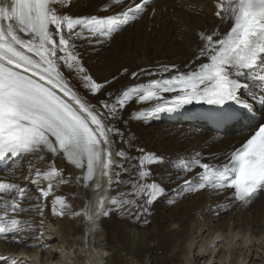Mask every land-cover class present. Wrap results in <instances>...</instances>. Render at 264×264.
<instances>
[{"label":"snow or ice","instance_id":"6c2138e0","mask_svg":"<svg viewBox=\"0 0 264 264\" xmlns=\"http://www.w3.org/2000/svg\"><path fill=\"white\" fill-rule=\"evenodd\" d=\"M73 3L0 0V241L46 249L48 210L83 217L87 237L113 216L148 225L155 205L174 206L173 196L222 197L227 203L209 209L217 215L264 196V121L226 152L175 157L130 130L188 105L209 106L217 123L264 107V0H101L86 15ZM205 7L213 23L193 27ZM145 18L171 23L189 58L97 74L89 51ZM37 229V243H27ZM0 264L25 261L0 254Z\"/></svg>","mask_w":264,"mask_h":264},{"label":"bare ground","instance_id":"6f19581e","mask_svg":"<svg viewBox=\"0 0 264 264\" xmlns=\"http://www.w3.org/2000/svg\"><path fill=\"white\" fill-rule=\"evenodd\" d=\"M100 3L101 0H74L72 11L90 14ZM204 23H213L206 7L202 15L193 18L192 26ZM189 55L185 44L176 39L171 23L145 18L117 34L110 45L96 52L89 51L88 58L97 74L107 75L121 66H130L134 70L138 65L158 61L180 63ZM190 118L198 120L191 122ZM246 126L249 129L248 123ZM130 130L140 144L168 157L185 154L183 149L189 153L202 150L205 154H219L245 137V130L239 123L216 135L207 128L197 109L164 114L148 124L132 122ZM163 175L165 184L175 187V175L172 174L171 179L167 171ZM205 196L206 193L187 198L173 196L179 204L174 210H169L173 206H168L167 200L157 203L148 225H132L115 216L102 219L100 229L87 237L85 224L80 222L83 217L61 219L48 210L42 237L48 245L46 249L6 245L0 241V254L22 258L25 264H264V205L256 211L255 218L263 216L258 221L241 217L244 212L238 205L214 217L211 215L217 213L209 209L217 203L227 202L222 197L207 199ZM88 199L94 204L95 194L89 192ZM84 203L81 192L74 200L75 210H80ZM225 212L226 216H221ZM203 213L217 225L206 228V223H196V217ZM224 218L227 219L223 221ZM133 230L137 233L135 240L131 238ZM38 231L30 234L27 243H37L32 236Z\"/></svg>","mask_w":264,"mask_h":264},{"label":"rangeland","instance_id":"374dc122","mask_svg":"<svg viewBox=\"0 0 264 264\" xmlns=\"http://www.w3.org/2000/svg\"><path fill=\"white\" fill-rule=\"evenodd\" d=\"M262 202H263V196L262 197H260L259 199H257L250 207H248L247 209H243V212H244V214H243V216H241V217H246V218H249V219H255V220H261L262 219V217L261 216H258L257 218H255L256 217V211L257 210H259L260 209V207L262 206V205H264V204H262ZM171 204H169L168 206H170ZM179 204L178 203H176L171 209H169V210H174L177 206H178ZM168 210V211H169ZM254 211V214L252 213ZM228 212V211H227ZM227 212H225V213H223L221 216H226V214H227ZM206 214H200L199 216H201L200 217V219H199V221H198V217H196V223H200V221L202 222V223H206V226H204V227H212V226H214V225H217V223H215V220H212V219H209V216H205ZM203 216H204V218H203ZM211 216H214V217H216V216H218V215H211ZM227 218H224V220L223 221H225ZM206 220V221H205ZM220 222V221H219ZM230 222V221H229ZM229 222H228V224H229Z\"/></svg>","mask_w":264,"mask_h":264}]
</instances>
